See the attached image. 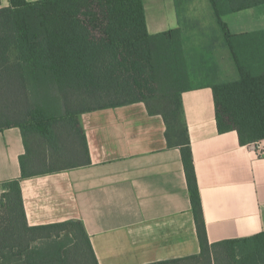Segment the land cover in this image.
Listing matches in <instances>:
<instances>
[{
	"label": "trees",
	"instance_id": "1",
	"mask_svg": "<svg viewBox=\"0 0 264 264\" xmlns=\"http://www.w3.org/2000/svg\"><path fill=\"white\" fill-rule=\"evenodd\" d=\"M209 2L240 74L210 87L217 131L256 144L264 140V31L232 35L222 17L264 0ZM184 45L179 28L148 33L143 0H0V130L19 128L25 149L20 178L0 197V264H98L81 221L27 224L20 181L89 164L78 117L134 103L162 118L168 147L180 151L200 253L173 264H264V231L209 244L181 102L194 54Z\"/></svg>",
	"mask_w": 264,
	"mask_h": 264
},
{
	"label": "crops",
	"instance_id": "2",
	"mask_svg": "<svg viewBox=\"0 0 264 264\" xmlns=\"http://www.w3.org/2000/svg\"><path fill=\"white\" fill-rule=\"evenodd\" d=\"M1 3L8 6V0ZM143 4L150 35L179 28L185 51L195 54L191 89L182 92L181 102L209 244L263 232L264 140L240 146L236 132L219 134L216 127L210 87L238 81L240 74L209 0ZM222 21L232 35L264 31V5ZM78 120L89 164L22 179L27 224L81 221L98 264H173L198 256L180 151L168 147L162 118L134 103ZM24 151L19 128L0 130V197L4 183L20 178Z\"/></svg>",
	"mask_w": 264,
	"mask_h": 264
},
{
	"label": "rangeland",
	"instance_id": "3",
	"mask_svg": "<svg viewBox=\"0 0 264 264\" xmlns=\"http://www.w3.org/2000/svg\"><path fill=\"white\" fill-rule=\"evenodd\" d=\"M227 51V50H226ZM227 53H229L228 51H227ZM231 57V56H230ZM43 245V243H38L37 244V246H42ZM45 245V244H44Z\"/></svg>",
	"mask_w": 264,
	"mask_h": 264
}]
</instances>
